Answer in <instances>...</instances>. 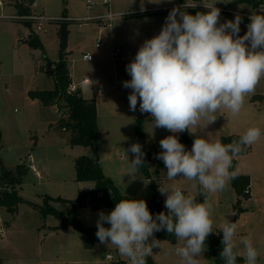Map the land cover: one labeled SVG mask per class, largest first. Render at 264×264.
I'll list each match as a JSON object with an SVG mask.
<instances>
[{"label":"rangeland","instance_id":"rangeland-1","mask_svg":"<svg viewBox=\"0 0 264 264\" xmlns=\"http://www.w3.org/2000/svg\"><path fill=\"white\" fill-rule=\"evenodd\" d=\"M15 1L0 0V169L10 171L18 179L16 188L23 200L17 204L15 212L0 205V227L4 228V234L0 235V264H122V261L128 264L127 258L120 256L112 245L107 246L97 240L93 246H87L85 231L71 223L64 226L63 218L47 209L51 206L68 216L76 205L77 220L88 227L96 226L100 211L110 213L108 206L94 208L89 202L80 205L79 201L80 192L92 190L96 182L78 179L76 159L83 155L93 157L95 150L102 171L121 193L149 200L150 180L140 170L135 175H129V160L134 157L126 153L133 143H137L139 115L144 118L141 125L150 143L144 152L150 163L149 172L159 187L175 186L186 196H194L197 202L202 203L207 199L213 204V231L220 230V225L225 221L235 222L238 227L234 237L237 248L234 250L243 253L244 246L240 244V239L248 236L260 253L257 264H264V135L251 148L249 146L247 155L241 154L234 158L230 171L234 175H251L253 193L251 199L243 198L242 206L245 209L237 219H233L237 193L231 181L223 191L206 194L201 192L196 181L182 177L174 182L167 181V169L160 170L157 167L156 155L159 141L172 133L154 127L150 114L139 111V99L137 110L130 111L128 95L132 90L124 88L122 84L131 79L126 72V65L134 59L146 39L160 32L173 8H180L192 15L198 11L180 5L181 0H110L111 11L129 13L116 18L112 26L100 32L98 23L88 16L108 10L102 4L103 0H91L95 3L91 9L87 6L88 0H20L32 5L36 11L34 13H44L49 18L57 19L46 23L47 30H40L37 23L25 22L16 17L18 9ZM185 1L264 15V0ZM241 17L242 36L250 21L247 17ZM227 20L233 19L223 17L221 23ZM63 31L66 58L78 80H82L81 86L86 89L85 97L94 99L97 104L99 130L96 149L88 144H72V131L62 129L60 117L68 118V105L64 98L52 104L55 111L58 106L63 113L50 109L52 119L48 125L38 123L36 118L29 121L25 115V87L34 83L35 73L41 80H48L42 82L43 86L53 87L54 69L45 64L43 57L47 54L53 61L59 59ZM30 34L33 37L30 38ZM20 37L24 43H28L27 46L38 49L36 52L41 53V64L37 58L31 59L33 66L26 65L22 61L24 59L18 63L20 59L14 45L18 44ZM98 38L103 41L99 47L96 46ZM38 42H45L46 45L42 48ZM123 44L126 46L122 47ZM115 47H121L125 59L112 57L111 51ZM88 53L93 56L92 59L87 58ZM96 89L101 92H96ZM261 98H264V78L257 85L255 93L246 97L238 115L223 109L217 113L214 123L203 129L193 128L191 131L194 133L189 132L190 135L221 142L223 135L244 134L250 127H259L264 131V102ZM182 133L176 134L178 138ZM152 148L157 152L151 154ZM30 153L33 158L29 156ZM29 163L36 164L42 173L41 177L36 176V168L32 171L29 169ZM19 164L27 167L22 175L17 174ZM124 164L126 167L123 169ZM0 187L11 189V184L2 178ZM165 199L166 196L160 193L161 206L167 211ZM150 212L156 215L154 211ZM154 236L160 241L159 248L153 249L154 264H182L180 257L173 251L180 242L158 237L156 232ZM108 253H117V257L108 259ZM198 263L217 264L215 258L204 255L198 258Z\"/></svg>","mask_w":264,"mask_h":264},{"label":"clouds","instance_id":"clouds-1","mask_svg":"<svg viewBox=\"0 0 264 264\" xmlns=\"http://www.w3.org/2000/svg\"><path fill=\"white\" fill-rule=\"evenodd\" d=\"M204 7L206 12L195 15L173 8L160 32L146 39L126 65L131 79L122 84L132 90L130 111L137 110L139 99V111L150 114L154 127L172 133L159 141L162 151L156 155L167 169V181L178 177L196 181L206 194L223 191L235 179L230 171L233 159L257 143L264 131L250 127L228 144L197 137L190 151L176 134L205 128L223 109L232 115L241 112L246 97L255 93L264 78V15L249 16L247 31L241 36V16L220 23V9ZM126 153L134 157L129 160V175H135L145 164L142 145L133 143ZM159 191L166 196L167 212L153 216L144 199H120L110 213L100 211L96 222L99 242L114 246L128 264H147L153 249L160 246L154 233L165 230L180 242L173 251L182 264H198L207 250L206 239L214 232L213 204L207 199L197 202L175 186L159 187ZM237 227L230 221L220 225V260L237 264L242 255L244 264H257L260 253L250 237L240 239L243 253L234 250Z\"/></svg>","mask_w":264,"mask_h":264},{"label":"trees","instance_id":"trees-1","mask_svg":"<svg viewBox=\"0 0 264 264\" xmlns=\"http://www.w3.org/2000/svg\"><path fill=\"white\" fill-rule=\"evenodd\" d=\"M239 1H252V0H239ZM187 1L181 0V3ZM15 5L18 9L17 15H28L32 13V7L30 5L24 4L22 1L17 0ZM198 12H203L201 9H194ZM28 22L26 20H23ZM62 41L59 52V59L55 62L54 68V78L56 80L55 87L49 90H32L29 92L30 96L33 98L41 99L45 104H56L60 99L64 98L66 104L68 105V118L65 119L60 117L59 121L61 123L62 129H70L72 135L70 137L72 144H88L93 148L98 146V120H97V104L94 99L85 98L78 91H70L69 86L71 84V76L69 71L68 59L66 58V39L65 31L62 32ZM36 43V42H34ZM39 43V42H38ZM42 48L43 44L39 43ZM45 53V52H44ZM45 55V54H44ZM46 57V56H45ZM144 118L139 115L137 116V126H136V135L137 142L142 145V150H146V135L144 129L141 125ZM241 133H234L229 135H223L221 137V142L224 144L231 143L233 140H238ZM194 137L190 135L189 131H184L180 136L179 140L182 144L187 146H192ZM187 150V149H186ZM249 150V146L245 147L242 153L244 154ZM239 154V155H240ZM145 164L140 167V171H143L148 178H150V196L149 200L145 198L129 196L121 193L118 188L112 183V181L106 177L102 171L99 163L94 161L92 156L83 155L76 159V169L77 176L80 180H94L96 182L95 187L90 191H81L79 194L80 205H85L88 202L94 208L108 206L111 210L114 209L116 203L120 199H144L147 202L148 208L154 211L156 214L164 211L167 212L160 203V191L159 184L154 178L151 177L149 172V163L148 158L144 156ZM234 162V159H233ZM163 161L159 160L157 162V167L160 168L163 165ZM233 166V164H232ZM27 171V167L24 164H19L17 168V174L22 175ZM235 179L231 180V183L236 190L237 200L234 204V213L233 219H237L244 207L242 206L243 198H249L251 192H245L246 188L251 185L250 175H234ZM2 178L8 180L11 184V189L7 187H0V205L6 206L10 211L15 212L17 209V204L23 200L19 195L17 187L18 179L12 175L10 171L0 169V182ZM60 199V197H59ZM77 206L74 205L71 209V213L68 216L61 214L56 209L51 206H48L47 211L55 213L63 218V225L68 226L70 223L75 227L80 228L81 230L87 233V246H93V244L98 240L96 236L97 227H88L83 226L76 218ZM105 227H110L105 223ZM158 237L167 239L170 241H175L176 238L173 235L168 234L165 230L156 232ZM222 232L220 230L213 232L206 239V254L209 257L215 258L217 264H223V261L219 258V253L222 251L223 245L222 241ZM155 260L153 256L147 258V264H154ZM237 264H244L242 255H238Z\"/></svg>","mask_w":264,"mask_h":264},{"label":"crops","instance_id":"crops-1","mask_svg":"<svg viewBox=\"0 0 264 264\" xmlns=\"http://www.w3.org/2000/svg\"><path fill=\"white\" fill-rule=\"evenodd\" d=\"M16 2V1H15ZM11 3H12V1H11ZM31 7H32V13H34V12H36V11H34V8H33V6L31 5ZM40 14V13H39ZM44 14V13H43ZM93 16H95V15H93ZM29 37L31 38V37H33V34H30L29 35ZM18 38V37H17ZM21 38L22 37H20V39H19V41H18V44H16V45H14V48H16V55L18 56V58L20 59V61L18 62V63H20L21 62V59H24V60H22V61H25L26 63V65L27 64H30V65H32V61H31V59H33V60H35V58H37V62L39 63V64H41L43 61L41 60V53H39V52H36L38 49H36V48H33V47H29V46H27L26 44H28V43H24L22 40H21ZM25 38H23V40H24ZM43 45L45 46L46 44H45V42H43ZM126 45L125 44H123L122 45V47H125ZM27 48H30V49H27ZM15 51V50H14ZM46 53V52H45ZM46 56V57H45ZM43 57V56H42ZM126 58V57H125ZM124 58V59H125ZM43 59L45 60V64H48L49 65V67L50 68H52V69H54V67H55V62L58 60H55V61H53L50 57H49V55H47V54H45L44 55V57H43ZM68 65H69V71H70V76H71V83L73 84V85H75V87H76V91H78V92H80L81 93V95L83 96V97H85L86 96V89L84 88V86H81V82H82V80L80 81V79L78 80V78H77V75L75 74V72H74V68H73V66L72 65H70V63H69V60H68ZM33 66V65H32ZM42 74V73H41ZM53 74V73H52ZM33 76V75H32ZM54 76V75H53ZM35 78H34V83L33 84H30V85H28L27 87H25V102H26V117L27 118H29V121H31V120H34V118H36L37 119V122L38 123H41V124H45V125H48V123H50L49 122V120L50 119H52V114H50V109H53V106H52V104H45L41 99H39V98H33V97H31V96H29L30 94H29V92L30 91H32V90H49V89H53L54 87H55V84H56V80H55V78H54V83H53V87H45V86H43L42 85V82H48V80L47 79H45V78H43L42 80H41V78H39V76H38V74L37 73H35V76H34ZM32 86V87H31ZM34 86H35V89H32V88H34ZM96 92H98V93H100L101 92V90L100 89H96L95 90ZM88 96V95H87ZM86 98V97H85ZM262 99V102H264V98H261ZM53 111H55L54 109H53ZM56 112V111H55ZM147 115H149V114H146V116ZM51 129V128H50ZM1 133V132H0ZM242 134V133H241ZM195 136V137H194ZM193 137L194 138H197V136L196 135H194ZM149 145H150V143H149V139H148V137H146V149H148V147H149ZM252 146V145H251ZM251 146H250V148H251ZM33 147H35V145L33 146ZM157 150H158V153H160L161 151H162V149H160V147L159 148H157ZM252 150V149H251ZM151 151H154V152H157L156 150H154L153 148L152 149H150V152ZM250 152V151H249ZM248 152V153H249ZM150 154V153H149ZM241 155V154H240ZM245 155H247L246 153H244V154H242V156H245ZM29 156H32V158H33V155H32V153H30L29 154ZM158 161H159V159H158ZM32 165V166H31ZM34 166V167H33ZM149 166H150V163H149ZM123 169L126 167V165L124 164L123 166ZM33 168L35 169L36 168V176L37 177H41L42 176V173H40V171H39V169L37 168V166H36V164H30L29 163V169L32 171L33 170ZM160 170H164V169H166V167H165V165L163 164L160 168H159ZM251 176V175H250ZM149 180H150V178H148ZM252 193H253V191H252V176H251V196L249 197V199H251V197H252ZM237 196V195H236ZM203 255L204 256H207V254H206V251L203 253ZM155 260V259H154ZM123 263H124V261H122ZM122 263V264H123ZM199 264V263H198Z\"/></svg>","mask_w":264,"mask_h":264},{"label":"built area","instance_id":"built-area-1","mask_svg":"<svg viewBox=\"0 0 264 264\" xmlns=\"http://www.w3.org/2000/svg\"><path fill=\"white\" fill-rule=\"evenodd\" d=\"M102 4L106 6V8L108 9L107 11L100 13V14H97L95 16H88L89 19L95 20L98 23V30L100 32L102 30H104L105 28L112 26L113 21L116 18H120V16H122L124 14L126 15L127 13H129V12H113V11H111L109 8L110 7V0H103ZM94 5H95V3L93 1H91V0L87 1V6L89 9H91ZM180 5L186 6L187 8H190V9H201V10H203V12H206L207 9L204 7V5H211V4L198 2V1H193V2L187 1L185 3H180ZM215 7L220 9V20H219L220 23L222 22L223 17H229V18L234 20L237 15L244 16L247 18H249V16L252 15V14L242 13L239 10H236V9L230 8V7H224V6H218V5H215ZM16 17L18 19H21V20H26L29 22L37 23L38 29H40V30L41 29L47 30L46 23L51 21V20H57V19L49 18L48 16H46L43 13H40V14L39 13H31L28 15H16ZM98 39L99 40L96 42L97 47L101 46L102 42H103L101 38H98ZM121 52H122L121 47H115V48H112L111 55L114 58L120 57V58L124 59L125 56H123L121 54ZM87 58L92 59L93 56L88 53ZM69 90L70 91H76L75 85H73L71 83L69 86ZM56 111L59 112V114L63 113V110H61V108H59L58 106L56 108ZM153 153H154V151L151 152V154H153ZM245 192H247V193L251 192V185L246 188ZM3 234H4V228L0 227V235H3ZM106 257L108 259H115L117 257V253H108L106 255Z\"/></svg>","mask_w":264,"mask_h":264},{"label":"water","instance_id":"water-1","mask_svg":"<svg viewBox=\"0 0 264 264\" xmlns=\"http://www.w3.org/2000/svg\"><path fill=\"white\" fill-rule=\"evenodd\" d=\"M192 147H188L187 150H191ZM94 161L98 162L99 161V155L97 153V150H95L94 156L92 157Z\"/></svg>","mask_w":264,"mask_h":264}]
</instances>
